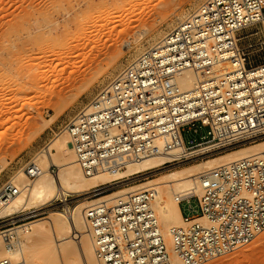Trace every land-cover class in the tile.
Instances as JSON below:
<instances>
[{"label":"built area","instance_id":"obj_1","mask_svg":"<svg viewBox=\"0 0 264 264\" xmlns=\"http://www.w3.org/2000/svg\"><path fill=\"white\" fill-rule=\"evenodd\" d=\"M257 25L264 27V0H205L128 63L91 101L94 110L84 107L65 124L83 173L118 157L139 162L183 147L178 162L264 140V63L252 66L238 45L239 34ZM222 64L229 70L215 73ZM185 71L198 77L188 90L176 81ZM197 124L208 136L186 144L184 128ZM25 172L30 180L40 174L34 163ZM197 187L200 195L188 193L179 205L196 200L198 209L190 206L171 230L178 264H205L264 232V154L206 171ZM18 192L6 182L0 202ZM154 194L139 190L84 210L100 264H173L151 208Z\"/></svg>","mask_w":264,"mask_h":264},{"label":"rangeland","instance_id":"obj_2","mask_svg":"<svg viewBox=\"0 0 264 264\" xmlns=\"http://www.w3.org/2000/svg\"><path fill=\"white\" fill-rule=\"evenodd\" d=\"M203 2L205 0H0V188L19 170L35 163V156L61 137L65 124L89 105L128 63L161 40ZM105 12L119 19V23L123 20L125 26L114 21L115 18L109 23L107 18L110 17ZM132 17L143 20L137 18L134 22ZM98 25L102 27L98 34L94 29L89 30ZM123 26L131 31L123 30ZM82 29L85 33L90 31L87 33L91 43L81 39ZM77 45L83 48H76ZM238 45L248 54L252 66L264 63V27L257 25L242 31ZM208 132L209 128L200 124L187 126L183 131L184 142L202 141ZM258 142L195 155L167 164L159 172L103 186L78 198L69 197L68 208ZM52 171L57 173V168L52 167ZM190 206L197 210V201L183 202L180 207L187 214ZM64 208L61 200H53L38 212H18L0 220V232L44 220L52 212H64ZM32 262L45 264L46 260L37 255ZM205 264H264V232L248 246Z\"/></svg>","mask_w":264,"mask_h":264},{"label":"bare ground","instance_id":"obj_3","mask_svg":"<svg viewBox=\"0 0 264 264\" xmlns=\"http://www.w3.org/2000/svg\"><path fill=\"white\" fill-rule=\"evenodd\" d=\"M105 13L106 16L110 15L109 12ZM131 14L134 15V13ZM140 16L142 17V15ZM109 17L107 18L109 23H113L114 21L119 23V19L117 21L115 17ZM137 18L142 22L143 19H139V17L133 18L131 21L134 20L136 22ZM122 21L120 22L121 24L123 23ZM123 24L125 26V22ZM124 26V29H122L128 31L129 27ZM101 28L98 25L89 27V30L94 29L93 31H96L98 34ZM130 29L129 31H131ZM86 33L81 34V39L90 41L89 43H91L92 41L89 39L90 35ZM112 33L110 36L113 38ZM128 33L130 32H125V34ZM122 34L125 35L124 33ZM83 45H77L76 48L78 46H82L83 48ZM99 54H97V57ZM92 59L94 60V58ZM95 60L97 59L95 58ZM98 61L94 62L98 63ZM227 70H229L228 65L222 64L215 73L223 74ZM197 80V75L192 71H185L176 77L178 85L183 90L191 89ZM85 109L88 111L94 110V104L87 105ZM47 121L49 122L50 120ZM42 127L44 126L42 125ZM182 153L183 147H180L167 155H156L139 162L118 157L108 161L97 172L86 175L77 163L75 153L70 146L69 135L63 131L61 137L54 139L45 150H42L35 156L36 161L33 162H35L34 164L40 170V174L34 180L28 178L24 169L19 170L10 179L19 188V192L5 205L0 202V220L11 217L18 212H25L27 214L38 212L53 200L62 201L65 207L64 212L55 211L50 213V217L48 216L44 220L30 222L21 227L0 232V261L8 259L11 262L13 261L14 264H31V259L40 255L41 258H44V261L46 260L45 264H100L95 255L91 234L88 232L84 210L89 206L102 202L112 205L118 197L139 190L153 189L155 194L151 201V208L159 222L160 231L167 250L170 253L171 261L173 264H178V258L173 251L171 230L183 225V217L179 207L181 197L188 193L196 196L200 195L197 187L200 174L243 158L264 154V140L194 166L175 168L139 186L122 187L107 196L92 199L91 201H87V203L80 202L73 209L68 208L67 201L69 197L78 198L103 186L125 183L133 178L159 172L165 168V165L174 163L177 160L175 158ZM197 154L198 152H195L190 156ZM52 167L57 168V173H53ZM199 221L206 223L204 219H199ZM32 263L36 264L35 262Z\"/></svg>","mask_w":264,"mask_h":264},{"label":"crops","instance_id":"obj_4","mask_svg":"<svg viewBox=\"0 0 264 264\" xmlns=\"http://www.w3.org/2000/svg\"><path fill=\"white\" fill-rule=\"evenodd\" d=\"M180 206H181V205H180ZM180 206H179V207H180ZM180 211H181V215H182V217H183V216H184V213H183L181 207H180Z\"/></svg>","mask_w":264,"mask_h":264}]
</instances>
